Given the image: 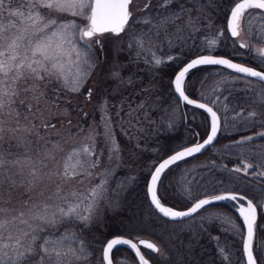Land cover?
Masks as SVG:
<instances>
[{
	"label": "rangeland",
	"instance_id": "1",
	"mask_svg": "<svg viewBox=\"0 0 264 264\" xmlns=\"http://www.w3.org/2000/svg\"><path fill=\"white\" fill-rule=\"evenodd\" d=\"M197 1L213 6L219 0ZM152 2L133 0L130 7L132 17L123 32L119 35L105 33L90 42V55L95 64L78 91H69L52 80L41 84L44 95L37 102L32 92L23 91L32 84V81H28L18 86L19 97L9 95L4 98V107L0 110V128L3 129L0 132V155L5 161L3 168H0V180L3 181L0 184V208L8 211L0 215L11 219L19 216L21 211L28 212L25 202L29 207L47 203L48 213H57L56 218L59 220L60 208L79 206L74 216L65 217L54 227L41 225L40 221L32 220L30 215H25L24 219L32 227L21 224L19 220L9 224L3 232L5 239L0 241V261L3 264H13L17 252H24L23 246L30 242L32 235L37 234L33 231L37 226L44 228L38 233L42 239L55 242L66 237L62 246H58L62 252L68 253L62 257L64 264H102L85 242L86 235L83 233H100L101 237H105L108 227L113 225L120 231L132 228L149 232L152 236L135 238H148L157 245L159 251L151 255L150 259L153 264H244L238 260V248L243 239L239 219L235 220L229 213L213 211L168 224L153 217L147 202L138 194L137 189L142 185L138 184L139 181L145 180L158 162L160 140L168 134L181 138L178 133L181 120L186 127V118H195L193 110L188 111L187 117L185 107H181L170 96L156 67L170 57L178 64L193 48L215 52L226 44L225 29L215 24L214 20H203L201 15L188 13L176 25L168 28L160 26L154 19L158 13L152 10ZM17 10L23 11L25 17L30 11L33 15L38 12L44 18V23H47L48 18H55L57 23L75 20L82 26L87 24L83 17H73L43 7L29 8L27 0H4V7L0 8V23H14L21 28L27 26V21L19 23L25 17L9 14ZM145 16L150 17V23H133L137 17ZM40 26L38 24L37 28ZM34 31L29 29L27 34L33 41L39 38L32 35ZM12 34H18L16 28L5 33ZM141 37L142 46L137 42ZM212 40H215V44L209 43ZM238 41L246 46L245 52L256 56L258 63L264 67V60L260 57L261 49L264 48L263 14L253 10L244 15L240 20ZM157 59L161 61L158 65L155 63ZM221 77H218L220 85L223 81ZM233 81L237 84V91L248 93L250 99L264 107V87L243 78H234ZM89 91L91 97L88 96ZM218 92L221 90L217 88L215 92L206 91L205 97L221 113V129L230 134L254 131L239 139V145L229 144L232 146L226 149L227 154L224 156L238 161L231 170L192 167L188 169L187 175L180 176L177 188L189 201H194L197 189L205 188L211 193L248 190L261 212L263 220L260 228L264 229V135H261L264 133V120L261 119L260 123L252 117L231 116L229 113H234L235 109L231 104H226L225 98L215 96ZM11 100L16 102L9 103ZM21 100L25 103L21 104ZM228 109L232 110L228 112ZM204 117L208 130L209 121ZM106 126L111 140L106 139ZM185 139L180 142L181 148L193 142L195 136L191 134L190 138ZM83 148L91 150L90 158L84 164L83 175L67 182L58 177L49 180L44 175V179L36 183L31 191L26 190L28 181L33 179V168L38 175L63 171L66 158L73 151ZM76 160L83 162L84 157H77ZM16 161L21 163L17 164ZM93 162L95 167L90 166ZM237 168L241 171H235ZM58 184L61 186V198L52 196ZM132 188L137 191L134 195L129 194ZM93 189L98 195H92ZM49 196L52 199H48ZM82 216L90 219L82 222ZM8 235L13 239L7 240ZM17 238L19 246L3 247L5 243L15 245ZM257 246L254 252L264 264V244ZM81 247L87 255L79 252ZM69 248L76 251L70 252ZM25 255L31 257V264L39 259L31 253ZM25 264L30 262L26 261ZM115 264L133 263L118 260Z\"/></svg>",
	"mask_w": 264,
	"mask_h": 264
},
{
	"label": "snow or ice",
	"instance_id": "2",
	"mask_svg": "<svg viewBox=\"0 0 264 264\" xmlns=\"http://www.w3.org/2000/svg\"><path fill=\"white\" fill-rule=\"evenodd\" d=\"M133 0H27L29 8L43 7L49 10H55L60 13H68L73 17H83L87 20L86 25H80L75 20L66 21L63 23H57L55 18H48L47 23H44V18L37 12L35 15L30 11L25 17L23 11L17 10L10 12L11 16L25 17V20L19 21L20 24H24L25 21L27 26L19 27L17 24H2L0 23V110L4 107V98L9 95L12 97H19L20 90L18 86L21 82L27 84L28 81H32V84L25 87L23 91L32 92L33 99L39 101L40 97L44 95L41 91V84L45 82H51L55 80L69 91H78L83 85L87 77L91 74V68L94 67L95 61L92 59L91 43L97 35H101L105 32H111L119 35L124 31L128 25L129 20L132 17V12L129 6ZM151 3V0H149ZM172 3V0H162L161 6H167ZM4 7V0H0V8ZM148 8V4L145 5V9ZM248 9H260L264 10V0H236L234 6L231 9L230 19L228 22V29L231 31L232 36L239 34L238 29L240 26V20L244 17L246 10ZM184 11H188L181 6V11L178 13H172L164 17L161 21V25L168 23H175L176 19H179ZM150 23V17H137L133 23ZM191 23V20H189ZM41 25L37 28V25ZM11 28H16L18 34L5 35ZM29 29H35L32 35L39 36L35 41L28 38ZM44 33V35H39ZM131 34V33H130ZM99 43L98 40H95ZM137 42L142 46L143 38H138ZM215 44V40L209 42ZM241 47H244L241 44ZM264 54V53H262ZM158 65L161 63L159 59L155 60ZM80 65H86L81 67ZM197 65H223L229 69H233L238 73H243L250 77L258 78L264 81V73L253 70L249 67H244L238 64L231 63L228 59L213 58L210 56L200 57L192 60L191 63L187 64L182 71L175 76L174 84L175 91L187 104H195L196 107L204 109L211 115V134L207 137L203 144H198L195 147L185 148L183 151L176 152L169 159L165 160L155 169V172L151 177V184L148 186V193L151 197V202L156 209L164 217L171 219H180L183 217L191 216L198 209L205 207L214 201L224 200H236L235 195H215L210 199H201L195 204L189 211H175L169 207H165L161 204L160 199L157 196V181L162 171L167 168L170 164L175 163L178 160L184 159L186 156H191L194 153H198L207 144L212 143L218 130V117L216 112L211 107L203 103L197 104L194 100L189 99L185 95L182 88V82L186 73L190 69L195 68ZM91 91L88 92V96L91 97ZM15 100L9 101V103H15ZM21 104L25 101L21 100ZM31 111V107H29ZM252 115H255L253 113ZM17 116L19 113L17 112ZM27 119V117H26ZM3 129L0 128V132ZM264 135V133H261ZM2 139V137H0ZM106 139L111 140V134L106 126ZM248 139H251L250 137ZM91 150L89 148H83L79 151H73L65 160L63 171L60 172H49L47 174L38 175L37 170L33 168L31 172L32 180L28 181L27 191L35 186L36 183L41 182L44 179V175H47L49 180L53 177H58L63 181L67 182L75 179L79 175L84 174V164L87 163L90 158ZM83 156L84 161H77L76 158ZM30 159V158H29ZM76 161V162H74ZM5 161L2 155H0V168H3ZM15 163L20 164V161ZM47 167V165H43ZM91 167H95L93 162ZM246 165L245 167H247ZM235 171H241L240 168ZM3 181L0 180V184ZM61 186L58 184L52 196L60 197ZM75 195V193H73ZM92 195L96 196L98 193L95 189L92 190ZM49 196L48 199H52ZM240 199H245L244 196H240ZM79 205L70 206L68 209L60 208L59 215L61 219H57V213H48L49 205L44 203L43 205H35L29 207L25 202V207L28 208V212L21 211L19 216H14L11 219L0 215V241L5 239L3 232L9 226L19 220L21 224H27L29 227L32 225L28 220L24 219L25 215H30L32 220L40 221L41 225L55 226L62 222L65 217H72L75 215V209ZM91 209H89L90 211ZM8 210L0 208V214L6 213ZM240 215L243 217L244 224L247 227V241L244 244V249L248 254V264H255L251 252V244L254 235V224L256 220V207L252 201L249 200L247 208L240 209ZM90 217H80L82 222H87ZM36 235L31 236L30 242L23 246L24 252H17L16 259L13 264H25L29 261L31 264V257L26 256L25 253H31L33 256H38L39 259L34 261V264H64L62 257L68 253L62 252L58 246H62L64 239L62 237L59 241H51L49 239H42L38 233L44 231L43 227L37 226L33 228ZM27 235V233H25ZM7 240H12L13 237L8 235ZM144 248L150 249L154 252H158L159 249L153 243L140 241ZM20 245V241L17 238L15 245L3 244V247H16ZM116 245H128L131 249L136 252V256L139 257L140 264H148L144 255L141 254L140 249L136 243L127 239H113L109 241L106 247L103 249V260L106 264H112L110 259V252ZM70 252H75V249L69 248ZM79 252L83 255H87L84 252L83 247L79 249ZM79 258V257H77ZM0 264H3L0 261Z\"/></svg>",
	"mask_w": 264,
	"mask_h": 264
},
{
	"label": "trees",
	"instance_id": "3",
	"mask_svg": "<svg viewBox=\"0 0 264 264\" xmlns=\"http://www.w3.org/2000/svg\"><path fill=\"white\" fill-rule=\"evenodd\" d=\"M233 0H219L217 4L213 6H206L203 3L199 2L197 0H172V3L168 4L167 6L162 7V0H153L151 6L152 10L156 11L158 13V17H155V21L160 23L164 17L172 14V13H178L181 11V6H183L184 9H187L188 11H184L179 19L175 20V23H168L164 24L163 26H172L173 24L176 25L177 22L181 19V17H185L189 14L201 15L203 20L209 19L214 20L215 24H220L223 28L225 27V20L227 17L228 10L230 6L232 5ZM154 12L153 14H155ZM152 14V15H153ZM224 37L226 40V44L224 48L220 49L219 51L213 52L215 55H222L229 57L233 60L240 61L242 63H245L247 65H250L257 69H262L264 71L263 66H261L257 58L253 55L247 54L246 52L238 50L234 43L228 38V36L225 33L224 30ZM202 53H208L207 51H199L198 48L191 49L188 53L185 54V56L178 61V64H175L173 60L166 59L161 65L156 67V72L159 75V78L165 83L166 88L168 87V90L170 92V96H174L171 91L170 82L171 79L176 72V70L187 60L192 58L195 55L202 54ZM222 76V77H221ZM218 77H221L223 81H221ZM239 78L236 75L216 66H204L199 67L195 70H193L191 73L188 74L185 83H184V89L185 92L192 98L206 101L207 103H210L209 100L205 97L206 91L211 92L217 89H220L221 92L218 94H215V96H221L225 98L227 103H233L238 102V99H242L243 95H246L248 93L237 91V84L234 83L233 79ZM232 99V100H231ZM235 99V100H234ZM231 100V101H230ZM245 101V100H244ZM213 105V104H212ZM214 108L216 106L213 105ZM217 109V108H216ZM189 109L188 107H185V115L188 113ZM194 115L202 116L205 120V115L202 112L195 111ZM187 116V115H186ZM188 117V116H187ZM188 126H194L193 122L186 118V121ZM206 122V120H205ZM196 129V134L200 136V138H203L205 136V133L207 132V125L204 126L202 130L198 128V126H194ZM254 130H252L253 132ZM178 133L181 138L178 136H174L173 134L167 135L164 138H162L158 144V150H159V158L158 161L164 158L165 156L169 155L171 152H173L175 149L180 148V142L186 140L185 138H190L191 134H194L188 127L184 126L183 119L179 123L178 126ZM247 134V131H239L236 133H227L223 131V129L220 131L219 136L216 140V142L204 153L196 155L192 158H188L186 160H183L181 162H178L168 168L165 173L163 174L159 184L157 193L159 196V199L162 203H164L167 206H170L174 209H184L188 207L193 201H189L184 197V194L180 192V190L177 188V183L180 180V176L187 175L188 169L192 167H200L203 170H206L208 168H214V167H222L224 169H230L237 164L238 161H233L232 159H228L227 156H224V154H227L226 149L231 147L233 145L238 144V140L241 138H244ZM185 137V138H184ZM235 143V144H234ZM187 145V144H186ZM185 146V145H184ZM183 147V146H182ZM236 162V163H234ZM149 176V175H148ZM143 180L142 182L139 181V185L142 183V185H138L139 188L137 189L139 196L147 202L146 198V182L147 178ZM238 178V177H236ZM240 181H245V179H240ZM135 188V187H133ZM131 189L129 191V194L134 195V192L136 189ZM244 188V187H242ZM207 189V188H206ZM210 189V187H208ZM197 193L194 197V200L199 198L202 195L211 194V190L206 191L204 189H197ZM205 191L207 194H205ZM214 192V191H213ZM241 193L244 195H247L248 197L252 198V196L249 194L248 190H240ZM130 199V198H129ZM253 199V198H252ZM256 203V201L254 200ZM148 204V202L146 203ZM149 206V204H148ZM149 209L152 211L151 207L149 206ZM218 212V213H229L231 214L235 220H237V216L226 206L221 204H213L210 206H207L203 208L201 211H199L196 215L201 213H212V212ZM153 217L157 218L158 220H161L162 222L170 224L171 222L165 221L159 216H157L152 211ZM195 215V216H196ZM262 215L258 208V220L256 223V234H258V237L254 239V248H257L258 244L263 245L264 244V229H261L260 225L262 224ZM238 221V220H237ZM123 228V230H118L116 225H113L112 227H108V233L105 235V237H101L100 233H91L89 236H86L85 242L89 246L91 250H97L104 242L106 237H110L113 235H119L124 234L125 236L134 238L136 236H143V235H150L149 232H144V230H134L132 228ZM152 236V235H150ZM241 246L238 248V260L242 262L241 259ZM196 252V251H195ZM259 252V250H257ZM143 253L146 257L151 259V254L147 251L143 250ZM113 262L114 264L117 263L118 260H129L133 264H137L132 252L129 249L119 247L113 251ZM100 260V259H99ZM256 260L258 264H261L260 258L258 257V254H256ZM101 261V260H100Z\"/></svg>",
	"mask_w": 264,
	"mask_h": 264
},
{
	"label": "water",
	"instance_id": "4",
	"mask_svg": "<svg viewBox=\"0 0 264 264\" xmlns=\"http://www.w3.org/2000/svg\"><path fill=\"white\" fill-rule=\"evenodd\" d=\"M233 6H234V5H233ZM233 6H232V7H233ZM232 7H231V9H232ZM231 9H230V11H229V14H228V17H227V20H226V32H227V34H228L229 37L234 38V37H236V36H232L231 31L228 29V22H229V19H230ZM248 10H250V9H248ZM248 10H246V11H248ZM258 10H260V9H258ZM260 11H262V12L264 13V10H260ZM238 32H239V29H238ZM205 56H210V57H213V58H223V59H228L231 63L238 64V65H241V66H244V67L252 68V67H250V66H247V65H245V64H243V63H240V62L234 61V60H232V59H230V58H227V57H224V56H217V55L203 54V55L195 56V57L191 58L190 60H188V61H187L185 64H183V65H182V66L176 71V73L174 74V76H173V78H172V80H171V89H172V92H173L174 96H175L176 99L179 101L180 105H182V106H183V105H186V106H189V107H193V108H196V109L201 110L202 112H204V113L207 115L208 120H209V130H208V133L206 134V136H205L202 140L197 141V142L194 143V144H191V145H188V146L182 147V148H180V149H178V150L172 152L171 154L167 155V156L164 157L163 159H161V160H160V161H159V162L153 167V169H152V171H151V173H150V175H149V177H148L147 184H146V197H147L148 203H149V205L151 206L152 210H153V211H154V212H155L160 218H162V219H164V220H166V221H170V222H179V221H184V220H186V219H189V218H191L193 215H195L198 211H200L202 208H201V209H198V210H197L195 213H193L191 216L183 217V218H180V219H171V218H169V217H164V216L159 212V210L156 209L155 206L152 204L150 194L148 193V186L151 184V177H152V174L155 172V169L158 168L159 165H160L161 163H163L165 160L169 159L172 155H175L176 152H178V151H183L185 148L195 147V146L198 145V144H203L204 141L207 139V137L211 134V123H212L211 115H210L208 112H206L204 109H201V108L196 107L195 104H187V103H186V102H185V101L179 96V94L176 93V91H175V84H174L175 76L178 75V73H179L180 71H182L183 68L187 66V64L191 63L192 60H194V59H198V58H200V57H205ZM200 66H205V65H197L195 68L200 67ZM214 66L222 67V68H224V69H226V70H228V71H230V72H232V73H234V74H237V75H240V76H242V77H245V78H249V79H252V80L258 81L259 83H261V84L264 85V81H261V80H259L258 78L250 77V76H247V75H245V74H243V73H238V72L234 71L233 69H229V68H227V67H225V66H223V65H214ZM195 68L190 69L189 72L192 71V70L195 69ZM252 69L255 70V71H258V72L264 73V72H262V71H260V70H257V69H254V68H252ZM189 72H188V73H189ZM188 73H186V75H185V77H184V80H185V78H186V76H187ZM184 80H183V82H182V88H183ZM183 90H184V88H183ZM184 93H185V91H184ZM185 95H187V94L185 93ZM187 96H188V95H187ZM188 97H189V96H188ZM189 99H192V98L189 97ZM192 100H194L197 104H199V103H203V104L207 105L208 107H211L210 105H208V104H206V103H204V102H202V101L195 100V99H192ZM211 108H212V107H211ZM212 109H213V108H212ZM213 111L216 112L214 109H213ZM216 114H217V112H216ZM217 117H218V130H217L216 136H215V138L213 139L212 143L207 144L205 147L202 148V150H201L200 152H198V153H194V154L191 155V156H186L184 159H187V158H189V157H192V156H195V155H197V154H201V153H203L204 151H206V150H207V149H208V148H209V147H210V146L216 141V139H217V137H218V135H219V132H220V118H219L218 114H217ZM184 159L178 160V161H176L175 163L170 164L167 168H165V169L162 171V173H161V175H160V177H159V179H158V181H157V186H158V182H159L161 176L163 175V173H164L169 167H171L172 165H174V164H176V163H178V162H180V161H182V160H184ZM157 186H156V188H157ZM215 195H235V196H237V199L234 200V201H233V200L214 201V202L211 203V204H215V203L225 204V205L229 206L230 209H231L234 213L237 214V216H238V218H239V220H240V222H241L242 229H243V239H242V244H241V253H242L243 260H244V264H248V254H247V252H246L245 249H244V244H245V242L247 241V227H246V225L244 224L243 217H241V215H240V209H241V208H245V209L247 208V203H248V201H249V199H248L247 197L244 196L245 199L241 200V199H240V196H243V195H241V194H237V193H218V194H212V195H207V196H204V197H201V198L195 200L194 202H192V203H191L187 208H185V209H182V210H175V209H173V210H175V211H189L192 207L195 206L196 203L199 202V200H201V199H210L211 197H213V196H215ZM157 196H158V195H157ZM158 199H159V197H158ZM230 202L233 203V204L235 205V207H234ZM252 203H253V202H252ZM161 204H162V202H161ZM211 204H208V205H211ZM162 205H163V204H162ZM208 205H206V206H208ZM253 205H254V203H253ZM163 206H165V205H163ZM254 206H255V205H254ZM165 207H168V206H165ZM255 207H256V206H255ZM169 208H170V207H169ZM203 208H204V207H203ZM171 209H172V208H171ZM256 220H257V208H256ZM256 220H255V223H256ZM254 229H255V224H254ZM253 237H254V235H253ZM113 239H127V240H130V239H128V238L121 237V236H118V235H117V236H113L112 238H110V239L106 242V244L104 245L103 249L106 247L107 243H108L109 241L113 240ZM142 240H143V241H146V242L153 243L151 240L146 239V238H141V239H138V240H136V241L131 240L133 243H136V244L138 245V248L140 249V251H141V248H144L143 245H141V244L139 243V242L142 241ZM252 241H253V240H252ZM153 244H154V243H153ZM154 245H155V244H154ZM115 247H125V248H128L129 250H131L132 253H133V255H134V257H135V259H136V261H137V263L140 264L139 257L136 256V252H135L133 249H131L128 245H116V246L113 247V249H114ZM113 249H112V250H113ZM145 249H147V248H145ZM112 250H111V251H112ZM149 250H150V249H149ZM151 251H152V250H151ZM152 252H154V251H152ZM251 252H252V256H253V260H254L255 264H257V261H256V259H255V257H254L253 251H252V244H251ZM141 254L143 255L142 251H141ZM109 256H110V259H111V252H110ZM145 259L148 261V264H151V262H150L146 257H145ZM102 260H103V253H102ZM111 261H112V260H111ZM103 263L106 264V262H105L104 260H103ZM112 264H113V262H112Z\"/></svg>",
	"mask_w": 264,
	"mask_h": 264
},
{
	"label": "bare ground",
	"instance_id": "5",
	"mask_svg": "<svg viewBox=\"0 0 264 264\" xmlns=\"http://www.w3.org/2000/svg\"><path fill=\"white\" fill-rule=\"evenodd\" d=\"M236 2V1H235ZM235 2H233V5H234V3ZM249 11H252V9H250ZM227 17H228V15H227ZM226 17V18H227ZM243 18V17H242ZM241 18V19H242ZM226 31V30H225ZM226 34H227V32H226ZM190 60V59H189ZM185 64V63H184ZM261 86L262 87H264V85L263 84H261ZM241 92H243V91H241ZM245 93V92H244ZM243 98H246V95H243ZM176 99V98H175ZM176 101L178 102V104L180 105V103H179V101L176 99ZM206 102V101H205ZM207 103V102H206ZM237 103V102H236ZM243 103L244 104H246V105H250V104H247L246 103V101H243ZM207 104H209V103H207ZM210 105V104H209ZM252 106H250L251 108H248L249 109V112L250 111H254V112H256V111H258V110H261L262 109V107H260L259 106V103H257L256 101H253V103L251 104ZM181 107H185V105H180ZM215 110V109H214ZM182 112V111H181ZM182 113H184V112H182ZM256 113H258V112H256ZM218 116L222 119V115H221V113L219 112L218 113ZM195 118L193 119V120H191L192 122H193V124H194V126H198V128L200 129V130H202L203 128H204V126L206 125V122H205V120H204V118L203 117H201V116H197V115H195L194 116ZM222 121H223V119H222ZM194 126H190V130L192 131V132H194L195 133V135L196 136H198V134H196V129H195V127ZM245 131H247V130H245ZM252 133V130H249V131H247V134H246V136L247 135H249V134H251ZM174 152V151H173ZM147 180H148V178H147ZM160 180H161V178H160ZM159 180V181H160ZM147 183V182H146ZM235 191V192H234ZM234 191H231V190H227V191H224V193H237V194H241L239 191H236V190H234ZM216 193H218V192H216ZM242 195V194H241ZM205 195H202V196H200L199 198H201V197H204ZM147 198V197H146ZM199 198H197V199H199ZM196 199V200H197ZM147 202H148V200H147ZM231 203V202H230ZM149 204V203H148ZM163 205H165L164 203H162ZM234 207H235V205L233 204V203H231ZM150 206V205H149ZM165 206H167V205H165ZM151 207V206H150ZM168 207H170V206H168ZM229 209H230V207L229 206H227ZM170 208H172V207H170ZM172 209H174V208H172ZM203 209V208H202ZM231 210V209H230ZM232 211V210H231ZM233 212V211H232ZM234 213V212H233ZM236 216H237V214L236 213H234ZM237 218H238V216H237ZM239 219V218H238ZM125 230V229H124ZM84 235H86V236H89L91 233H83ZM86 236H85V238L84 239H86ZM113 236H117V235H113ZM113 236H110V237H106L105 238V240H104V242H103V244L97 249V250H94L93 251V253L94 254H96V256L97 257H99L100 259H102V253H103V247H104V245L106 244V242L110 239V238H112ZM118 236H121V237H125V238H128V239H130V240H133V241H136L137 239L134 237V238H131V237H128V236H125L124 234H119ZM242 244V243H241ZM254 241H252V251H253V254H254V257H255V259H256V253L254 252ZM117 248H119V247H115L112 251H111V260H113V258H112V255H113V251L115 250V249H117ZM145 257V256H144ZM147 258V257H146ZM134 259H135V257H134ZM241 259H242V262L244 263V260H243V257H242V253H241ZM135 261H136V259H135ZM136 263H137V261H136ZM138 264V263H137Z\"/></svg>",
	"mask_w": 264,
	"mask_h": 264
},
{
	"label": "flooded vegetation",
	"instance_id": "6",
	"mask_svg": "<svg viewBox=\"0 0 264 264\" xmlns=\"http://www.w3.org/2000/svg\"><path fill=\"white\" fill-rule=\"evenodd\" d=\"M239 37H240V29H239V34H238V36H237V38H235V39H232L231 41L235 44V47L238 49V50H243V51H245L244 49H245V45H244V47H241V44H243V43H241L240 41H238V39H239ZM263 49H261V55H260V57H261V59H263L264 60V54H262V53H264V51H262ZM248 54H251V53H248ZM254 56V55H253ZM259 57V58H260ZM263 68V67H262ZM252 96V95H251ZM253 98H254V96H252ZM251 98V97H250ZM249 98V95L248 94H246V98H242V99H238V102L236 103V102H233V103H227L226 102V104H231L232 105V107H233V109H235V112L234 113H229L231 116H233V115H237V116H239V117H252V118H256L255 119V121L256 122H260V120L262 119V120H264V107H262V109L261 110H258V111H256V112H258V113H256V112H254V111H248V108H251L250 106H252V105H246V104H244L243 103V101L245 100L246 101V103L247 104H251V103H253V101H254V99H250ZM232 100V99H231ZM230 100V101H231ZM235 100V99H234ZM225 107H227V105H225ZM236 107V108H235ZM230 110H232V109H228V110H226V111H228V112H230ZM237 110V111H236ZM253 113H255V115H252ZM229 114H228V116H229ZM233 114V115H232ZM238 117V118H239ZM261 123V122H260ZM199 137H197L196 139H198ZM125 260V259H124Z\"/></svg>",
	"mask_w": 264,
	"mask_h": 264
}]
</instances>
